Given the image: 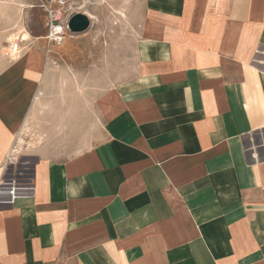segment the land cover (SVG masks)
<instances>
[{
    "label": "crops",
    "instance_id": "obj_1",
    "mask_svg": "<svg viewBox=\"0 0 264 264\" xmlns=\"http://www.w3.org/2000/svg\"><path fill=\"white\" fill-rule=\"evenodd\" d=\"M137 2L92 143L52 101L14 154L53 95L38 43L0 51V264H264V0Z\"/></svg>",
    "mask_w": 264,
    "mask_h": 264
},
{
    "label": "rangeland",
    "instance_id": "obj_2",
    "mask_svg": "<svg viewBox=\"0 0 264 264\" xmlns=\"http://www.w3.org/2000/svg\"><path fill=\"white\" fill-rule=\"evenodd\" d=\"M65 1V18L73 13L87 12L94 19L89 20L90 26L85 32H66L61 44L56 45L46 39V15L40 7L43 3L53 6V0H0V51H9L14 40H20V52L14 56L16 59L27 54L30 48L36 50L33 42L38 43L45 55L42 57L43 66L49 70V91L53 95V98H48L41 89V104H35L30 123L15 141L14 154L21 146L36 143L37 126L33 120L36 107L49 108L52 101L64 103L70 100L76 104L85 101L90 109L91 143L94 142L107 117L106 107L114 106L112 86L130 64L134 30L131 15L126 9L138 8L137 0ZM25 33L29 38L22 42L21 37ZM37 78L41 80L40 76ZM73 85L75 90L67 92L66 88L71 91Z\"/></svg>",
    "mask_w": 264,
    "mask_h": 264
},
{
    "label": "built area",
    "instance_id": "obj_3",
    "mask_svg": "<svg viewBox=\"0 0 264 264\" xmlns=\"http://www.w3.org/2000/svg\"><path fill=\"white\" fill-rule=\"evenodd\" d=\"M53 6L48 3H43L40 7L43 9L46 15L45 28L47 30L46 39L49 43H53L56 45L61 44L63 41V37L65 36L67 30V24L69 19L72 17L71 14L68 18L64 17L66 1L65 0H53ZM20 40H14L13 44L10 45V56L14 57L20 51L19 49ZM15 189L9 190L5 188L4 183H1L0 186V196L5 193H10L11 197L14 198ZM12 201V199H11Z\"/></svg>",
    "mask_w": 264,
    "mask_h": 264
},
{
    "label": "water",
    "instance_id": "obj_4",
    "mask_svg": "<svg viewBox=\"0 0 264 264\" xmlns=\"http://www.w3.org/2000/svg\"><path fill=\"white\" fill-rule=\"evenodd\" d=\"M90 26L88 18L81 14H74L68 21L67 30L70 34H80L85 32Z\"/></svg>",
    "mask_w": 264,
    "mask_h": 264
},
{
    "label": "bare ground",
    "instance_id": "obj_5",
    "mask_svg": "<svg viewBox=\"0 0 264 264\" xmlns=\"http://www.w3.org/2000/svg\"><path fill=\"white\" fill-rule=\"evenodd\" d=\"M20 5V4H19ZM21 6V5H20ZM21 7H27V6H21ZM30 7V6H29ZM84 14H85V16L88 18V20H90V21H92L93 19H94V17L91 15V14H89V13H87V12H84ZM83 14V15H84ZM121 16H123V17H125L123 14H122V12H121ZM28 38H29V35L28 34H24V35H22V37H21V41L22 42H24L25 40H28ZM42 97H43V91L42 90H38V92H37V94H36V97H35V100H34V105L35 104H38L40 101H41V99H42ZM39 104H41V103H39ZM35 110V109H34ZM33 111V110H32ZM32 113H30L29 114V116H28V119L25 121V123H24V125H23V127H22V129H21V131H20V133H22V131H23V129H25L26 127H27V124L28 123H30L29 122V117H30V115H31ZM33 116V115H32ZM31 116V117H32ZM31 119V118H30ZM17 140V139H16ZM19 141V140H18ZM22 141V140H21ZM16 144V143H15ZM11 150H13V148H11ZM11 154H12V152H11Z\"/></svg>",
    "mask_w": 264,
    "mask_h": 264
}]
</instances>
